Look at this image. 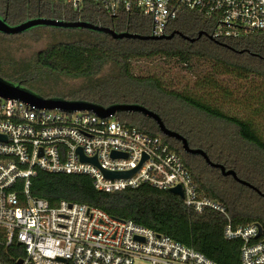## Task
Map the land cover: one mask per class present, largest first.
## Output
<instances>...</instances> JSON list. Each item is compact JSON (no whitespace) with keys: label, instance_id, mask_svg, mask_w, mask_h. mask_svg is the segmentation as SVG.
<instances>
[{"label":"trees","instance_id":"obj_1","mask_svg":"<svg viewBox=\"0 0 264 264\" xmlns=\"http://www.w3.org/2000/svg\"><path fill=\"white\" fill-rule=\"evenodd\" d=\"M39 17L82 20L116 32L150 35V20L138 14L109 17L92 4L78 11L62 0L1 1L0 18L9 25ZM38 27H46L47 31L56 32L64 39L55 40L34 54V72L53 80L60 77L83 80L68 94L38 95L87 101L104 107L138 104L157 113L168 129L186 138L190 147L203 149L210 160L233 169L240 179L260 193L231 175H223L219 168L209 166L202 156L184 152L181 142L162 134L148 116L121 111L116 117L169 144L190 170L198 191L222 203L234 225L259 223L264 237V139L250 120L231 115L216 104L218 100L237 101L232 90L223 85L224 76L264 84V33L241 38H212V25L195 11L182 12L168 25L167 34L174 30L180 32L169 39L114 38L86 28ZM200 31L204 34L197 37ZM0 35L17 38L24 34L0 32ZM184 36L195 39L191 41ZM155 58L174 59L189 69L203 63L209 66V71L199 74L192 91H177L164 86L155 74H134L133 62ZM18 81L23 84L24 78ZM214 93L218 97H213ZM246 97L247 100L256 98L254 107L263 106L264 86L257 97L254 94ZM15 187L21 190V181ZM29 192L32 197L45 199L50 206L67 200L101 208L113 217L130 219L168 235L219 264H240L242 241L224 237L226 217L212 209L197 213L168 189L142 184L103 192L94 187L87 174L38 169L30 178ZM22 256L23 249L17 242L9 246L0 244V260L4 264H17L16 260Z\"/></svg>","mask_w":264,"mask_h":264},{"label":"built area","instance_id":"obj_2","mask_svg":"<svg viewBox=\"0 0 264 264\" xmlns=\"http://www.w3.org/2000/svg\"><path fill=\"white\" fill-rule=\"evenodd\" d=\"M0 0V8H1ZM81 10L92 4L109 17L141 15L150 35L167 34L184 11L201 14L212 38L264 33V0H62ZM0 244L17 242L22 264H219L168 235L111 216L98 207L61 200L50 206L29 192L38 169L89 175L98 191L113 192L147 184L158 189L179 185L184 204L197 213L212 209L227 222L223 235L240 239V264H264V237L258 223L234 225L222 203L197 190L181 157L159 136L129 126L116 115L90 110L61 111L0 96ZM95 157L97 165L83 161ZM116 154L113 156V154ZM133 172L106 178L104 171ZM21 181L22 189H16ZM17 259V260H18ZM16 260V262H17ZM0 264H4L0 260Z\"/></svg>","mask_w":264,"mask_h":264},{"label":"rangeland","instance_id":"obj_3","mask_svg":"<svg viewBox=\"0 0 264 264\" xmlns=\"http://www.w3.org/2000/svg\"><path fill=\"white\" fill-rule=\"evenodd\" d=\"M46 27L34 26L27 29L23 36L10 38L0 35V77L4 80L18 84L30 89L34 93L42 94H68L78 88L83 80L60 77L56 80L38 76L35 71V64L32 60L34 54L40 49L45 48L55 40H62L64 37L47 31ZM133 72L136 75H157L161 78L164 86L182 92L193 90L194 82L200 77L199 74H206L209 66L205 64L195 65L193 69L186 68L174 59L155 58L151 60H140L133 62ZM31 77L32 79H29ZM24 82L19 83V79ZM222 83L232 90L233 98L230 101L210 99L221 105L229 114L240 118L248 119L252 122L256 132L264 139V105L254 107L256 98L246 99L247 95L258 96V91L263 89L264 84L257 80L253 82L247 79H236L231 76L222 77ZM235 91H234V90ZM254 90L251 93V90ZM249 90V91H248ZM217 93L213 94L218 97ZM227 100V99H226ZM134 264H148L146 260L135 261Z\"/></svg>","mask_w":264,"mask_h":264},{"label":"water","instance_id":"obj_4","mask_svg":"<svg viewBox=\"0 0 264 264\" xmlns=\"http://www.w3.org/2000/svg\"><path fill=\"white\" fill-rule=\"evenodd\" d=\"M39 25H45V26H53V27H69V28H86V29H91V30H97L101 32H105L110 34L114 38H139V39H169L173 37L176 33L180 34L179 31H172L169 34H164L161 36H153V35H140L137 33H130V32H116L114 29L106 27V26H101V25H96L92 24L87 21H63V20H56V19H49V18H33L26 20L20 24L17 25H9L7 24L3 19L0 18V32L5 33V34H18L21 33L31 27L34 26H39ZM202 34H204L203 31H200L198 33L197 37H200ZM184 38L189 39L193 41L195 38H189L187 36H184ZM0 96L3 98H12V99H19L24 102H27L31 105H35L37 107H45L49 109H54L57 108L61 111L65 112H71L74 110H90L94 112L97 116L99 117H108L111 115H116L117 112L121 111H127V112H139L145 116H148L149 118L153 119L160 132L166 136L175 138L181 142L182 149L184 152L189 153V154H196L200 155L204 158L205 162L213 167V168H219L222 172L223 175H231L233 176L234 179H236L238 182L243 183L251 188L256 189L253 185L250 183L240 179L236 172L233 169H226L225 166L222 164L213 162L210 160L209 156L207 153L200 148H192L189 146L186 138L181 135L180 133L173 131L171 129H168L159 115L149 109H147L144 106L138 105V104H129V103H122V104H113L107 107L94 104L91 102L87 101H78V100H67L63 98H58V97H51V98H45L42 97L33 91H30L29 89H26L18 84H12L6 80H4L2 77H0ZM1 139V136H0ZM78 152L81 155L80 149H78ZM116 154L114 153L113 156ZM81 159L83 161L91 162L97 165V161L95 157L93 158H85L83 155H81ZM133 170L131 171H126V172H110V171H104V175L106 178H122V177H128ZM258 191V189H256ZM174 194H177L182 198L183 193L182 189L179 185L172 187L169 189ZM259 192V191H258ZM260 193V192H259ZM264 195V194H263ZM263 233L261 225L258 223V234L257 237H260ZM17 264H22L23 260L18 259Z\"/></svg>","mask_w":264,"mask_h":264}]
</instances>
